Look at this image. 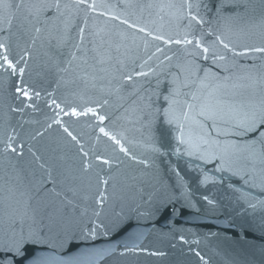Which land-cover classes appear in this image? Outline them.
<instances>
[{"label": "water", "instance_id": "95a60500", "mask_svg": "<svg viewBox=\"0 0 264 264\" xmlns=\"http://www.w3.org/2000/svg\"><path fill=\"white\" fill-rule=\"evenodd\" d=\"M258 48L264 0H0V264H264Z\"/></svg>", "mask_w": 264, "mask_h": 264}, {"label": "snow or ice", "instance_id": "6c2138e0", "mask_svg": "<svg viewBox=\"0 0 264 264\" xmlns=\"http://www.w3.org/2000/svg\"><path fill=\"white\" fill-rule=\"evenodd\" d=\"M81 2H83V0H81ZM57 7H58V5H57ZM193 19H196V17H193ZM177 43H179V41H177ZM187 43H192V41L189 40V41H187ZM225 47H227V45H225ZM204 51H207V49H204ZM255 51H258V52H264V49H259V48H258V49H255ZM4 60L7 61V57H6V56L4 57ZM9 67H12V65H11L10 62H9ZM23 94H24L25 96L28 95L27 92H24ZM89 111H92V110L89 109ZM73 115H76V113L73 112ZM101 119H103V117H101ZM261 123H262V126H264V121H262ZM101 131H103V129H101ZM182 142H183V141H182Z\"/></svg>", "mask_w": 264, "mask_h": 264}]
</instances>
